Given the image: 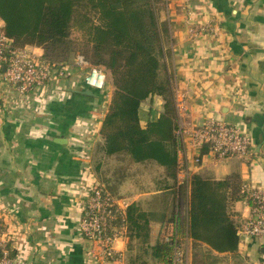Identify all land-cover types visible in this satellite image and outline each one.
<instances>
[{
  "label": "crops",
  "instance_id": "0c3cea01",
  "mask_svg": "<svg viewBox=\"0 0 264 264\" xmlns=\"http://www.w3.org/2000/svg\"><path fill=\"white\" fill-rule=\"evenodd\" d=\"M157 16L174 95L183 102L173 120L177 160H185L190 175L219 180L237 172L242 184L264 188V0H161ZM25 48L43 54L40 47ZM78 56L65 62L67 76L53 77L24 96L8 89L0 74V222L9 225L21 264H94L92 243L79 231L81 204L91 184L111 188L124 207L137 202L146 211L160 212L146 204L162 196L176 213L189 201V186L179 203L156 161L135 163L124 154L103 153L99 130L113 88L110 79L104 90L88 88ZM162 104L157 95L141 103V126L158 119ZM208 119L236 124L247 133L249 156L202 157L194 165L201 149L189 130ZM143 182L154 188L143 190ZM229 211L239 228L250 216L245 200L230 202ZM165 225L156 219L150 223L151 243L170 232L168 225L164 232ZM127 241L126 236L116 245L126 260ZM193 252L189 240L190 264ZM263 259V238L239 236L234 252L213 251L207 264Z\"/></svg>",
  "mask_w": 264,
  "mask_h": 264
},
{
  "label": "trees",
  "instance_id": "16d2710c",
  "mask_svg": "<svg viewBox=\"0 0 264 264\" xmlns=\"http://www.w3.org/2000/svg\"><path fill=\"white\" fill-rule=\"evenodd\" d=\"M160 1L0 0V19L14 47H40L43 58L53 63L67 62L79 54L90 65L109 72L113 90L99 130L103 153L124 154L135 163L156 161L180 203L186 185H177L176 180V106L164 61V28L157 16ZM73 26L85 41L79 49L71 38ZM156 95L163 99L162 112L143 127L140 105ZM188 186L189 201L178 213L168 203L160 212L146 211L137 202L125 207L128 264L169 263L172 240L158 237L151 243L150 223L155 219L170 226L173 237L191 240V264H207L213 251L237 249L239 227L229 204L236 200L250 203L239 174L232 172L219 180L192 174ZM104 190L117 197L111 188Z\"/></svg>",
  "mask_w": 264,
  "mask_h": 264
},
{
  "label": "built area",
  "instance_id": "2783aa9c",
  "mask_svg": "<svg viewBox=\"0 0 264 264\" xmlns=\"http://www.w3.org/2000/svg\"><path fill=\"white\" fill-rule=\"evenodd\" d=\"M2 22L0 19V74L8 89L24 96L31 89L45 86L53 77H65L69 74L70 66L65 62L53 63L25 47H14L12 39L2 29ZM75 61L86 67L83 82L88 88L105 89L107 73L103 67L90 65L81 55ZM182 103L175 98L176 108L182 107ZM189 133L192 143L201 149L193 158L194 165L201 164L202 157L222 160L229 156L247 157L251 152L250 136L236 124L208 119L202 125L191 128ZM189 177L188 165L182 157L178 158L177 185L188 186ZM242 191L249 197L250 203L247 204L250 207V216L238 229V234L241 238L264 239V188L242 184ZM81 205L83 216L79 222V231L92 243L93 263L128 264L124 253L116 246L127 236L125 207L96 183L90 185ZM164 240L173 242V252L168 264H190L187 237H173L169 232ZM13 242L9 225L0 222V264H21L20 258L14 252ZM259 264H264V259Z\"/></svg>",
  "mask_w": 264,
  "mask_h": 264
},
{
  "label": "rangeland",
  "instance_id": "374dc122",
  "mask_svg": "<svg viewBox=\"0 0 264 264\" xmlns=\"http://www.w3.org/2000/svg\"><path fill=\"white\" fill-rule=\"evenodd\" d=\"M71 38H72L73 42L75 43L77 49H79V47H81L82 44L85 42L84 41V38L82 36V33L75 26L72 27V30H71ZM100 67H102V66H100ZM104 70L108 74V76H107V80H108L109 79V72L105 68H104ZM148 179H150V177H148ZM150 182H152V181H150ZM140 187L143 190H145V189H152V188H154V185H153V183L151 185V183H148V182H145L144 183L143 182ZM169 202H171V201H169L168 196H165V197L162 196L160 199L159 198L158 199L157 198L156 199H151L148 202V204H146V207L148 209H157V208H159V210H162L164 208V206L167 205V203L171 205V203H169ZM167 227L168 226L165 225V231L164 232L166 234L168 233V228ZM164 237H165V235L163 236V239H164ZM135 254H136V250H135ZM145 258L148 259L150 257L149 256H145Z\"/></svg>",
  "mask_w": 264,
  "mask_h": 264
},
{
  "label": "water",
  "instance_id": "95a60500",
  "mask_svg": "<svg viewBox=\"0 0 264 264\" xmlns=\"http://www.w3.org/2000/svg\"><path fill=\"white\" fill-rule=\"evenodd\" d=\"M3 70L5 69V67L2 68ZM84 93H87V94H91V91L90 90H87L86 92Z\"/></svg>",
  "mask_w": 264,
  "mask_h": 264
}]
</instances>
